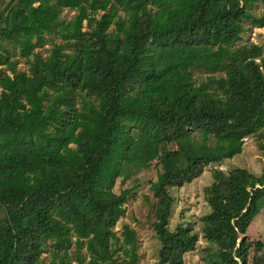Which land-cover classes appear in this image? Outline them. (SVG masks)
Wrapping results in <instances>:
<instances>
[{
	"label": "trees",
	"instance_id": "16d2710c",
	"mask_svg": "<svg viewBox=\"0 0 264 264\" xmlns=\"http://www.w3.org/2000/svg\"><path fill=\"white\" fill-rule=\"evenodd\" d=\"M258 2L1 6L0 264H138L136 230L115 226L154 160L157 264H184L198 232L170 228L171 190L240 154L245 138L264 154V43L237 45L246 22L264 27V13L251 12ZM195 70L213 74L197 82ZM211 176L206 264H264V241L247 237L264 212V167H212ZM118 179L134 184L115 192Z\"/></svg>",
	"mask_w": 264,
	"mask_h": 264
},
{
	"label": "rangeland",
	"instance_id": "374dc122",
	"mask_svg": "<svg viewBox=\"0 0 264 264\" xmlns=\"http://www.w3.org/2000/svg\"><path fill=\"white\" fill-rule=\"evenodd\" d=\"M8 0H0V8ZM251 12L255 16H260L264 13V2H258L251 8ZM73 12L67 9L63 12L66 18H70ZM246 31L242 34L241 40L237 42V45L247 42H254L257 44L264 43V27H251L248 22L245 23ZM48 45L44 46V49H48ZM43 54L45 52L41 50ZM19 67L25 69L27 65L20 59ZM213 73L205 72L203 70H195L194 77L197 82L204 80L207 75ZM216 74V73H214ZM217 167L224 171H227L234 167H244L255 174H261L264 167V154L258 147V140L255 137H248L244 139L242 152L235 155L231 159L222 161L219 165H209L204 168L199 177L192 182L187 183L179 188H173L171 190L175 200L173 204L172 214L170 217V228H174L178 223L187 224L191 223L195 230L198 232V242L194 250L186 252L184 254V264H206L204 256L206 255L205 248L212 246L202 237V224L200 217L207 213L210 209L205 197V187L212 182L211 168ZM157 172L156 160L151 164L139 171L136 175L138 187L134 190L135 197L131 198L125 204V214L118 221L115 226L116 231H120L124 223L129 224L137 232V252L139 255L138 264H157L158 263V251L159 241L155 236V232L152 228V214L150 208L151 191L149 189V183L151 180H155ZM134 183L131 180L121 182L117 180L114 191L131 187ZM247 237L250 240H263L264 241V212L259 213L255 219L251 222L247 230ZM256 254V253H255ZM253 255L252 250L250 256ZM46 257L47 254L45 253ZM249 264L255 263L250 257Z\"/></svg>",
	"mask_w": 264,
	"mask_h": 264
},
{
	"label": "crops",
	"instance_id": "0c3cea01",
	"mask_svg": "<svg viewBox=\"0 0 264 264\" xmlns=\"http://www.w3.org/2000/svg\"><path fill=\"white\" fill-rule=\"evenodd\" d=\"M20 59H22V58H20Z\"/></svg>",
	"mask_w": 264,
	"mask_h": 264
}]
</instances>
